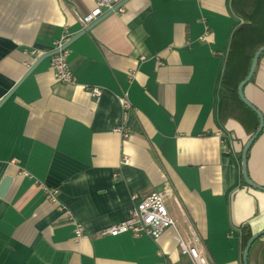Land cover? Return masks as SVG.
Instances as JSON below:
<instances>
[{
	"label": "crops",
	"instance_id": "obj_1",
	"mask_svg": "<svg viewBox=\"0 0 264 264\" xmlns=\"http://www.w3.org/2000/svg\"><path fill=\"white\" fill-rule=\"evenodd\" d=\"M233 1L131 0L79 36L91 0H0V103L65 32L77 79L59 82L46 58L0 108V264H193L179 249L190 225L209 264H244L242 227L264 232V192L243 185L238 155L251 134L234 115L224 122L221 105L227 67L244 73L264 43L262 33L245 46L242 31L229 60L237 30H264V2L244 0L246 19ZM32 49L43 53L37 61ZM125 93L134 107L128 138ZM245 97L264 116V56ZM247 170L264 188V130ZM43 186L59 191L83 238ZM153 193L166 194L175 229L157 241L96 237L127 219L133 198ZM249 264H264V235Z\"/></svg>",
	"mask_w": 264,
	"mask_h": 264
},
{
	"label": "built area",
	"instance_id": "obj_2",
	"mask_svg": "<svg viewBox=\"0 0 264 264\" xmlns=\"http://www.w3.org/2000/svg\"><path fill=\"white\" fill-rule=\"evenodd\" d=\"M95 7L88 14L79 17L80 24L86 28L91 25L95 20L104 15V13L113 11L117 5L124 0H92ZM123 8L118 12L123 14ZM210 27H206V33L201 37V41H206L209 35ZM72 40L71 35L65 32L56 42L54 51H58L50 61V66L54 72L56 79L64 84H75L77 79L71 65L69 63L70 50L67 47L68 43ZM43 53L38 49L28 51L29 58L37 61ZM133 74L130 75L132 78ZM85 90L91 92L97 99L102 95V90L94 87H85ZM121 105L125 114L126 120L124 126L120 129L123 137H130L129 130V117L134 112V108L129 101L128 93H125L121 99ZM129 159L124 157L123 163H128ZM122 164V162H121ZM46 200L57 204L59 209L75 223V235L77 239L85 236L83 226L76 222L72 212L59 201V191L43 186ZM135 199V198H133ZM132 199V201H133ZM177 221L171 216L166 207V194L154 193L147 199L141 202H133L129 210L127 219L117 224L111 225L98 233L96 237H117L124 234H131L135 238H149L152 240H159L165 232L170 228H176ZM180 251L183 255L188 256L193 264H209L205 255L203 243L193 228L188 226L187 232L180 235L179 239ZM158 264H166L158 263Z\"/></svg>",
	"mask_w": 264,
	"mask_h": 264
},
{
	"label": "trees",
	"instance_id": "obj_3",
	"mask_svg": "<svg viewBox=\"0 0 264 264\" xmlns=\"http://www.w3.org/2000/svg\"><path fill=\"white\" fill-rule=\"evenodd\" d=\"M243 1L244 0H234L233 1L234 2V8L236 10H238V12H241V14H243L242 16H244L247 19L248 18L247 16H253L252 15L253 13H250L248 15V13H246L247 11H245V10L239 11V8L242 5ZM262 2H264V0H262ZM242 31H246L245 46H247V44H248V38H250V42L252 44H254L257 36H259V34L264 33V30L262 31V30L258 29L257 27H255L254 25H253V27L251 25L250 26L245 25L241 29L237 30V32L235 33L234 38H233L232 49H231V53H230V57H229V60H231V61L233 60L235 54L237 52H239L238 50H241V48L240 49L238 48V46L236 44V40H237L238 35L240 33H242ZM263 47H264V43L257 45L256 47H254L251 50V55L247 61V65H246L244 73L235 72L232 75V71L230 70V68L227 67L225 79L223 81V88L225 90V94H224L225 100H223V105H221V119L224 122H226L230 118L231 115L232 116L234 115L245 127H247L251 136H253L256 133V131L258 130L260 120H259L258 116L242 102V100L239 97L238 90H239L240 84L247 78V76L250 72L251 64H252V61L254 59L255 54ZM263 56H264V54H262L260 60L263 58ZM260 60H259V62H260ZM258 65H259V63H258ZM257 68H258V66H257ZM232 76H236L237 78H236V81L234 83L230 84L228 82V79L232 78ZM253 80H254V77H253L252 81ZM238 158L240 161L243 160V152L238 155ZM243 185L249 186L245 180H243ZM253 236L254 235H253V233L249 227H247V226L242 227V238H243L244 250L246 249L248 242L253 238Z\"/></svg>",
	"mask_w": 264,
	"mask_h": 264
},
{
	"label": "water",
	"instance_id": "obj_4",
	"mask_svg": "<svg viewBox=\"0 0 264 264\" xmlns=\"http://www.w3.org/2000/svg\"><path fill=\"white\" fill-rule=\"evenodd\" d=\"M129 1L131 0H125L123 1L121 4H119L114 11H110L109 13H107L106 15H104L103 17H101V19H99L97 22L92 23L91 25L88 26V28L83 31L79 36L85 34L87 31L91 30L95 25H97L98 23H100L102 20H104L105 18L111 16L113 13H115L119 8L123 7L124 5H126ZM78 36V37H79ZM76 37V38H78ZM72 40L68 43L67 47L69 48V46L72 44ZM58 51H54L48 55H45L44 57L40 58L34 65L33 67L28 71L27 75H25V77L6 95V97L3 99V101L0 103V108L1 106L15 93V91L19 88V86L23 83V81L42 63V61H44L46 58L49 57H53L55 54H57ZM262 54H264V47L261 48L254 56V59L252 61L251 64V68H250V72L247 76V78L240 84L239 86V90H238V94L240 99L242 100V102L248 107L250 108L259 118L260 120V124L258 127V130L256 131V133L248 140V142L246 143L245 147H244V151H243V160H242V172H243V177L244 180L246 181V183L255 189H258L260 191L264 192V188L255 185L252 180L250 179L249 175H248V170H247V162H248V155L249 152L251 150V148L253 147V145L255 144V142L258 140V138L260 137V135L263 133L264 130V116L263 114L257 109V107H255L251 102H249L247 100V98L245 97V88L246 86L252 81L254 75H255V71L257 69L259 60L262 56ZM264 235V232L259 233L257 235H254L253 238L248 242V245L244 251L243 254V262L244 264H249V255L251 252V249L254 245V243L260 239L262 236Z\"/></svg>",
	"mask_w": 264,
	"mask_h": 264
},
{
	"label": "bare ground",
	"instance_id": "obj_5",
	"mask_svg": "<svg viewBox=\"0 0 264 264\" xmlns=\"http://www.w3.org/2000/svg\"><path fill=\"white\" fill-rule=\"evenodd\" d=\"M91 1H92V0H91ZM124 1H125V0H124ZM92 2H93V1H92ZM122 2H123V1H122ZM122 2H121V3H122ZM93 3H94V2H93ZM121 3H120V4H121ZM117 6H118V5H117ZM117 6H116V7H117ZM124 6H125V5H124ZM124 6L121 7V8H123V10H124ZM94 7H95V4H94ZM94 7H93V9H94ZM116 7H115V8H116ZM121 8H119V9H121ZM93 9H92V10H93ZM119 9H118V10H119ZM92 10H91V11H92ZM114 10H115V9H114ZM114 10H113V11H114ZM118 10H117L115 13H119ZM109 12H110V11H109ZM109 12L104 13V15L107 14V13H109ZM123 13H124V11H123ZM121 14H122V13H121ZM104 15H103V16H104ZM103 16H101V17H103ZM101 17L98 18L97 20H95L93 23L97 22L99 19H101ZM78 21H79V20H78ZM208 27H209V26H208ZM205 33H206V32H205ZM209 33H210V31H209ZM250 83H251V82H250ZM133 108H134V107H133ZM130 133H131V132H130ZM251 137H252V136H251ZM153 194H154V193H153ZM151 195H152V194H151ZM151 195H150V196H151ZM150 196H149V197H150ZM147 198H148V197H147ZM147 198H146V199H147ZM143 200H145V199H143ZM143 200H141V201H143ZM141 201H138L136 198L133 199V202H141ZM133 202H132V203H133ZM166 207H167V206H166ZM167 209H168V208H167ZM170 229H171V228H170ZM174 229H175V228H174ZM168 230H169V229H168ZM168 230H167V231H168ZM167 231H166V232H167ZM166 232H165V233H166ZM197 234H198V233H197ZM199 237H200V236H199ZM179 239H180V235H179ZM200 239H201V238H200ZM201 241H202V240H201ZM202 243H203V241H202ZM203 246H204V244H203ZM179 249H180V247H179ZM204 251H205V249H204ZM180 252H181V251H180ZM205 255H206V252H205ZM206 257H207V255H206ZM207 259H208V258H207ZM191 261H192V260H191ZM208 262H209V261H208ZM161 263H163V262H161ZM165 263H166V262H165ZM157 264H158V263H157ZM166 264H167V263H166Z\"/></svg>",
	"mask_w": 264,
	"mask_h": 264
}]
</instances>
